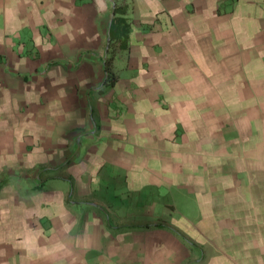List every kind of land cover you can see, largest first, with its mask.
Returning <instances> with one entry per match:
<instances>
[{
	"label": "crops",
	"instance_id": "0c3cea01",
	"mask_svg": "<svg viewBox=\"0 0 264 264\" xmlns=\"http://www.w3.org/2000/svg\"><path fill=\"white\" fill-rule=\"evenodd\" d=\"M0 264H264V0H0Z\"/></svg>",
	"mask_w": 264,
	"mask_h": 264
},
{
	"label": "trees",
	"instance_id": "16d2710c",
	"mask_svg": "<svg viewBox=\"0 0 264 264\" xmlns=\"http://www.w3.org/2000/svg\"><path fill=\"white\" fill-rule=\"evenodd\" d=\"M124 8V7H123ZM121 8V17L118 18V20L123 24V27H122V32L120 33L122 36L121 37H124L125 39L129 36V33H130V27L131 25L128 23V20L126 19L125 15L127 14V10L124 8ZM120 13V8L117 7L116 9V14ZM111 41H116V39H121V37H114V23L111 27ZM106 65H107V80H106V84L108 85H113L115 83V79L114 77L112 76V74H110V70H109V65H110V61H107L106 62Z\"/></svg>",
	"mask_w": 264,
	"mask_h": 264
},
{
	"label": "rangeland",
	"instance_id": "374dc122",
	"mask_svg": "<svg viewBox=\"0 0 264 264\" xmlns=\"http://www.w3.org/2000/svg\"><path fill=\"white\" fill-rule=\"evenodd\" d=\"M131 2V0H129ZM133 1V0H132Z\"/></svg>",
	"mask_w": 264,
	"mask_h": 264
}]
</instances>
